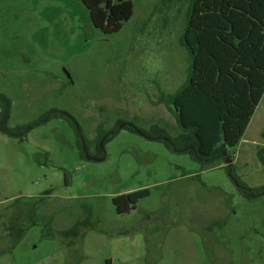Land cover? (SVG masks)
I'll use <instances>...</instances> for the list:
<instances>
[{"label":"rangeland","instance_id":"obj_1","mask_svg":"<svg viewBox=\"0 0 264 264\" xmlns=\"http://www.w3.org/2000/svg\"><path fill=\"white\" fill-rule=\"evenodd\" d=\"M192 3L0 0L9 126L62 111L87 149L64 119L23 142L0 132V264H264V194L246 198L227 170L264 187V96L239 145L205 166L126 129L181 132L160 101L188 80ZM143 189L135 210L117 213L115 197Z\"/></svg>","mask_w":264,"mask_h":264},{"label":"trees","instance_id":"obj_2","mask_svg":"<svg viewBox=\"0 0 264 264\" xmlns=\"http://www.w3.org/2000/svg\"><path fill=\"white\" fill-rule=\"evenodd\" d=\"M181 44L191 58L188 80L175 94H163L160 101L171 110L181 132L172 137L160 126L141 132L169 150L189 154L202 166L226 160L228 149L239 145L264 96V0H193ZM11 108L10 98L0 93L2 134L23 142L36 127L64 119L74 127L85 155L82 129L65 112L52 110L34 122L11 128ZM126 129L135 132L133 127ZM99 134L101 140L105 134ZM259 157L263 160V155ZM227 170L246 198L264 194V187L251 189L232 166ZM149 196L150 191L143 189L119 195L113 204L118 214H127Z\"/></svg>","mask_w":264,"mask_h":264},{"label":"crops","instance_id":"obj_3","mask_svg":"<svg viewBox=\"0 0 264 264\" xmlns=\"http://www.w3.org/2000/svg\"><path fill=\"white\" fill-rule=\"evenodd\" d=\"M123 4H125V3H123ZM129 1L127 2V7H125V9H123V10H129L130 12H129V14L130 15H133V9H132V6L130 7L129 6ZM121 6V5H120ZM89 8H91L92 9V5H89ZM114 10V9H113ZM103 13H105L104 12V9H102V8H99V9H96V11L95 12H93V10H92V15H104Z\"/></svg>","mask_w":264,"mask_h":264},{"label":"water","instance_id":"obj_4","mask_svg":"<svg viewBox=\"0 0 264 264\" xmlns=\"http://www.w3.org/2000/svg\"><path fill=\"white\" fill-rule=\"evenodd\" d=\"M125 126V125H124ZM124 126H122V127H124ZM121 127V128H122ZM129 127H133L134 129H135V131L136 132H139L141 135H143L144 136V134L142 133V132H140L134 125H129ZM100 147L102 148L103 147V141L101 142V144H100ZM89 158V157H88ZM89 159H91V158H89ZM96 160H103V158H99V159H96Z\"/></svg>","mask_w":264,"mask_h":264},{"label":"flooded vegetation","instance_id":"obj_5","mask_svg":"<svg viewBox=\"0 0 264 264\" xmlns=\"http://www.w3.org/2000/svg\"><path fill=\"white\" fill-rule=\"evenodd\" d=\"M90 18H91V14H90Z\"/></svg>","mask_w":264,"mask_h":264}]
</instances>
